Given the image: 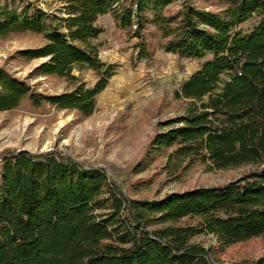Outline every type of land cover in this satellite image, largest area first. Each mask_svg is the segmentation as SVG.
Returning <instances> with one entry per match:
<instances>
[{"label":"trees","instance_id":"1","mask_svg":"<svg viewBox=\"0 0 264 264\" xmlns=\"http://www.w3.org/2000/svg\"><path fill=\"white\" fill-rule=\"evenodd\" d=\"M54 2L59 7L48 11L37 0H0V39L42 42L17 53L24 63L40 62L27 78L0 70V113L49 107L92 117L118 71L101 60L98 44L99 20L111 16L136 42L138 63L159 52L202 62L175 92L183 114L153 137L136 172L160 159L170 180L197 167L250 170L222 186L147 200L129 197L104 170L55 152L7 153L0 157V264H218V250L263 237L264 0ZM85 70L98 78L93 87L76 75ZM39 79L64 90L41 93L31 84ZM209 236L218 250L198 242Z\"/></svg>","mask_w":264,"mask_h":264},{"label":"rangeland","instance_id":"2","mask_svg":"<svg viewBox=\"0 0 264 264\" xmlns=\"http://www.w3.org/2000/svg\"><path fill=\"white\" fill-rule=\"evenodd\" d=\"M37 1L48 11L59 7L54 0ZM98 25L104 31L98 40L100 58L117 66L118 71L98 97L95 114L85 118L76 112H59L49 107L40 110L22 107L0 113V157L22 151L55 152L85 169L104 170L129 197L147 200L195 187L222 186L250 170L207 173L203 167H197L178 180H170L163 171L165 161L160 159L149 165L148 171L136 172L147 159L153 137L166 122L183 114L186 104L176 100L175 92L202 62L159 52L153 62L138 63L136 42L128 41L111 16L102 17ZM250 27L251 24H245L242 28ZM41 45V40L32 36L0 39V70L27 78L40 62L24 63L17 59V53ZM76 75L90 87L98 81L87 70ZM31 84L38 85V91L46 94L64 90V84L55 79L32 80ZM198 242L219 249L212 236ZM217 256L218 264H253L264 259V236L232 246L224 253L218 250Z\"/></svg>","mask_w":264,"mask_h":264}]
</instances>
